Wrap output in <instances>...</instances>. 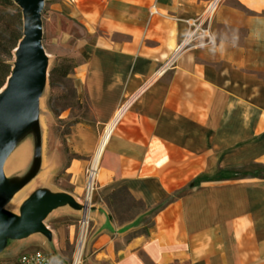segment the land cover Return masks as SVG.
<instances>
[{
	"label": "crops",
	"instance_id": "1",
	"mask_svg": "<svg viewBox=\"0 0 264 264\" xmlns=\"http://www.w3.org/2000/svg\"><path fill=\"white\" fill-rule=\"evenodd\" d=\"M56 1L91 35L74 75L90 116L66 136L72 189H58L45 154V85L4 159V208L22 218L29 203L63 201L43 228L1 239L0 255L44 252L58 264L84 215L97 264H264V177L218 178L221 170L264 167V0H221L207 22L211 40L197 31L191 42L189 22L213 0ZM123 109L83 208L86 170ZM27 144L26 161L13 159ZM121 190L144 206L123 223L105 202ZM61 210L71 224L53 226Z\"/></svg>",
	"mask_w": 264,
	"mask_h": 264
},
{
	"label": "rangeland",
	"instance_id": "2",
	"mask_svg": "<svg viewBox=\"0 0 264 264\" xmlns=\"http://www.w3.org/2000/svg\"><path fill=\"white\" fill-rule=\"evenodd\" d=\"M95 35L98 36L99 33ZM90 36L87 28L81 21L69 18L59 10V3L56 0L45 1L43 11V46L48 60V75L46 78V87L44 85L45 90L43 87V104L45 106L43 129L45 154L51 159L49 168L57 171L53 176L52 182L53 186L58 189H72V185L66 175V168L70 163V157L67 156L68 144L66 136L70 132L73 124L90 116L88 100L79 93L74 76L76 73L75 69L84 61L83 45L85 41L89 40ZM18 60L19 57L15 50L13 70ZM55 67H60L62 70L55 77V86H52L50 74ZM66 69H69L68 76L62 74ZM7 87L8 81L2 89L5 90ZM29 155L30 148L27 144L20 151L16 152L13 159L19 158L18 160H20L21 158L23 161H26ZM53 155L61 157L62 161H57V159L54 161L55 157ZM18 164L19 161L16 165ZM87 173L88 170H86V175ZM248 176L264 177V167L252 163L233 169L221 170L218 178L229 180ZM95 188H97V183ZM105 202L119 223L128 222V220L134 218L144 210V206L140 202L132 199L124 190L114 192L107 196ZM19 203L17 201L10 204V208L17 212ZM85 203L84 196L81 204L84 205ZM60 212L62 214H54L49 219L50 223L53 226L60 221L66 225L71 224V219L73 218L71 214L62 210ZM84 219L83 215L74 222V230H76V233H74L73 240H67V247L64 251L65 258L62 262L58 261V264H74L75 257L80 251V248H82L80 264H97L94 263L93 256L90 259L91 253L88 251L89 236H93V223L83 221ZM149 222L147 221V223ZM147 227L146 225L141 229V232H144ZM0 264H20V257L9 258L0 255Z\"/></svg>",
	"mask_w": 264,
	"mask_h": 264
},
{
	"label": "water",
	"instance_id": "3",
	"mask_svg": "<svg viewBox=\"0 0 264 264\" xmlns=\"http://www.w3.org/2000/svg\"><path fill=\"white\" fill-rule=\"evenodd\" d=\"M45 1L14 0L23 11L24 32L16 49L19 60L8 79V87L0 91V240L5 236L24 237L43 228V219L63 201L62 197H55L29 203L22 218L4 208L9 190L3 176V162L15 137L30 120L48 75L43 46Z\"/></svg>",
	"mask_w": 264,
	"mask_h": 264
},
{
	"label": "trees",
	"instance_id": "4",
	"mask_svg": "<svg viewBox=\"0 0 264 264\" xmlns=\"http://www.w3.org/2000/svg\"><path fill=\"white\" fill-rule=\"evenodd\" d=\"M24 15L14 0H0V90L6 85L12 70L15 50L23 38ZM55 67L50 74L51 85L55 86V77L61 71ZM68 76L69 69L62 72Z\"/></svg>",
	"mask_w": 264,
	"mask_h": 264
},
{
	"label": "built area",
	"instance_id": "5",
	"mask_svg": "<svg viewBox=\"0 0 264 264\" xmlns=\"http://www.w3.org/2000/svg\"><path fill=\"white\" fill-rule=\"evenodd\" d=\"M220 2L221 0H213L208 6L206 14L203 18L199 17L197 19H194L192 22H189V25L191 27V33H189L188 42H191V40L194 39V34L197 31L200 33V35H202L209 41L211 40L207 22L208 20H210V18L216 11ZM96 174H97V170L94 169V160H93L90 167L88 168V173H87V183L85 188L86 203L84 204L85 206H88L89 202H91L92 200V195L96 187V177H97ZM83 221H87L86 217ZM20 264H52V261L48 254L44 252H35L33 254L23 255L20 258Z\"/></svg>",
	"mask_w": 264,
	"mask_h": 264
},
{
	"label": "bare ground",
	"instance_id": "6",
	"mask_svg": "<svg viewBox=\"0 0 264 264\" xmlns=\"http://www.w3.org/2000/svg\"><path fill=\"white\" fill-rule=\"evenodd\" d=\"M123 111H125L124 109L117 115L116 119L114 120L113 123H111V125L108 127L107 131H106V134L104 135L103 139H102V142L100 144V147L98 149V152H97V155L95 156L94 158V169L97 170L98 172V167H99V162H100V159H101V156L104 152V149L107 145V142H108V139H109V136L113 130V127H114V124L116 123V121L118 120V118H120L121 114H123ZM97 176V174H96ZM90 197V195H89ZM81 255H82V248H80V251L78 252V254L76 255V260H75V263L74 264H80L81 263Z\"/></svg>",
	"mask_w": 264,
	"mask_h": 264
}]
</instances>
